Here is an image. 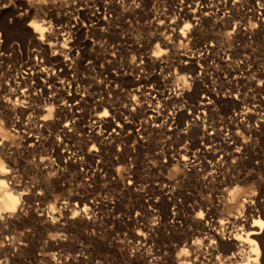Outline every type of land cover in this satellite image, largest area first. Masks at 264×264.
<instances>
[{"label": "rangeland", "instance_id": "rangeland-1", "mask_svg": "<svg viewBox=\"0 0 264 264\" xmlns=\"http://www.w3.org/2000/svg\"><path fill=\"white\" fill-rule=\"evenodd\" d=\"M0 35V264H264V0H0Z\"/></svg>", "mask_w": 264, "mask_h": 264}, {"label": "bare ground", "instance_id": "bare-ground-1", "mask_svg": "<svg viewBox=\"0 0 264 264\" xmlns=\"http://www.w3.org/2000/svg\"><path fill=\"white\" fill-rule=\"evenodd\" d=\"M51 11H53L52 9H51ZM54 12V11H53ZM56 13V15H58V12H55ZM73 20L76 22L77 20H75V18H73ZM49 25L51 26V27H53V25H52V21H51V19H50V23H49ZM67 25V24H66ZM70 25L71 26H73L74 25V23H73V21L72 22H70ZM68 27V26H67ZM2 38H1V35H0V40H1ZM39 61V63L37 62L36 64H38V67H39V69H41V68H43V59H42V57H40V58H38L37 57V55H35L34 56V61L36 62V61ZM35 62H34V64H32V65H36L35 64ZM27 68H26V70H25V73H27V74H29V73H32L33 72V69L32 68H30L29 67V65L28 66H26ZM35 67V66H34ZM35 69V68H34ZM36 69H38L37 67H36ZM38 69V70H39ZM42 80H44L43 78H41ZM47 81V80H46ZM140 84V83H139ZM135 86V85H134ZM140 85H138V87H139ZM142 86V85H141ZM144 86V85H143ZM145 87V86H144ZM144 87H142V89H144ZM136 88H137V86H136ZM136 88H134V89H136ZM149 88V87H148ZM154 88V87H153ZM152 88V89H153ZM146 89V88H145ZM133 90V89H132ZM131 90V92L133 93V91ZM157 90V89H156ZM140 91V90H139ZM143 91V90H142ZM145 91V90H144ZM150 92H151V88H150V90H149ZM154 91H155V89H154ZM146 92V91H145ZM144 92V93H145ZM137 93V92H136ZM138 94V93H137ZM139 94H140V92H139ZM138 94V95H139ZM147 94V93H146ZM134 95H136V94H134ZM141 95H143V94H141ZM208 103V97L207 96H205V94H203L202 95V98L199 100V104H201L202 106H205V104H207ZM254 104V103H253ZM255 105V104H254ZM236 114V113H235ZM74 117V116H73ZM99 117H100V115H99ZM100 119V118H99ZM99 121V120H98ZM67 124H69L68 122H66ZM65 123V124H66ZM114 128H115V126H114ZM117 128V127H116ZM0 161H2V163H3V167L5 168V164H4V162H3V160H2V158L0 157ZM5 174V172H0V206H2V207H5V208H8V207H11L13 204H15V207H16V205H17V203H16V201H18V194H16V193H14L13 192V190H11V189H9V186H7L6 185V183H5V178H3L1 175H4ZM4 212H6V211H4ZM260 222H263V219H261V218H253L252 220H251V222L249 223V226H250V229L245 233V236H242V234H236L235 235V237L236 238H238V239H240V240H247L248 242H249V244H250V248H251V250L254 252V253H256V256H258V254H259V247H258V244H257V242L252 238V237H250V235L251 234H255V233H257V232H259V230H260V228H262V223H260ZM254 226L256 227H258L259 228V230L256 228H254ZM253 241H255V243H253ZM251 259H257L256 257H252ZM186 264H190V262H186ZM221 264H227V263H221Z\"/></svg>", "mask_w": 264, "mask_h": 264}, {"label": "snow or ice", "instance_id": "snow-or-ice-1", "mask_svg": "<svg viewBox=\"0 0 264 264\" xmlns=\"http://www.w3.org/2000/svg\"><path fill=\"white\" fill-rule=\"evenodd\" d=\"M40 2H41V3H47L48 0H40ZM33 26H34L38 31H40L41 33L47 31V29H41L40 26H39L38 24H33ZM188 27H190V25H185V28H188ZM43 38H44L43 35H41V39H43ZM154 55H159V53H158V52H157V53H154ZM182 79H183V78H182ZM48 111H49V113H51L52 109L49 108ZM101 115L106 117V116L109 115V113H108L107 111H105V112H103ZM49 118H50L49 116H45V117H44V119H49ZM3 125H4V121H3V120H0V128H2ZM0 142H2V141H0ZM238 150H239V149H238ZM6 171H7V169H5V168L3 167V163H2V161H0V172H6ZM16 203H19V201H16ZM4 211H15V204H13L11 207H8V208H5V207L0 206V220H3V219H4V217H3V215H2V213H3ZM74 215H75V213H74ZM200 216L203 217V213H200ZM260 223L264 224V222H260ZM197 243H199V242H197ZM253 243H255V241H253ZM183 254H184V255H187V252H184Z\"/></svg>", "mask_w": 264, "mask_h": 264}]
</instances>
